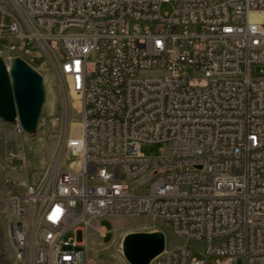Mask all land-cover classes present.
Listing matches in <instances>:
<instances>
[{
  "label": "built area",
  "instance_id": "obj_1",
  "mask_svg": "<svg viewBox=\"0 0 264 264\" xmlns=\"http://www.w3.org/2000/svg\"><path fill=\"white\" fill-rule=\"evenodd\" d=\"M0 50L54 69L81 98L80 131L42 177L7 178L14 257L95 264L100 220L158 217L182 243L150 264H264V0H16ZM162 5L171 10L161 13ZM78 21V29L67 28ZM33 67V66H32ZM2 120L0 119V122ZM15 132L23 127L18 118ZM165 143L159 162L141 146ZM5 165L22 160L8 151ZM81 232V238H78Z\"/></svg>",
  "mask_w": 264,
  "mask_h": 264
},
{
  "label": "rangeland",
  "instance_id": "obj_2",
  "mask_svg": "<svg viewBox=\"0 0 264 264\" xmlns=\"http://www.w3.org/2000/svg\"><path fill=\"white\" fill-rule=\"evenodd\" d=\"M170 5H162L161 13L169 12ZM264 13H252L253 17ZM18 16L16 0H0V22L8 21L11 17ZM55 58L45 54L33 63V68L43 78L44 101L35 125L29 130L23 129L21 133L15 132L11 124L0 122V264H29L26 260L19 261L14 257L9 234V217L7 194L9 191L20 190L10 188L6 183L7 178L32 181L42 177L56 164L62 154V139L65 135L77 136L80 131L81 98L79 95L66 90L63 79L57 75L54 62L60 56V51L55 50ZM13 58L5 57V64L9 67ZM264 66L252 64L250 74L252 77L261 75ZM21 150L24 154L22 160L13 163L15 169H8L5 165V155L8 151ZM141 152L150 156L153 161L159 162L162 155L168 151L165 143H155L141 146ZM10 171L11 175H9ZM100 226L108 231L104 237L100 232L90 230L94 237H98L104 243L111 241L115 235L114 244L119 253L124 235L130 232L162 231L166 237L167 247L182 243V239H176L170 230L168 222L146 215H118L109 216L100 220ZM113 233V234H112ZM86 235L83 243L85 244ZM189 247L193 255L202 259L206 264H212L219 256L215 254L205 255L202 253V243L190 241ZM113 253V254H112ZM114 250L97 253L95 264H112ZM123 256V255H122ZM237 264H241L238 260Z\"/></svg>",
  "mask_w": 264,
  "mask_h": 264
},
{
  "label": "water",
  "instance_id": "obj_3",
  "mask_svg": "<svg viewBox=\"0 0 264 264\" xmlns=\"http://www.w3.org/2000/svg\"><path fill=\"white\" fill-rule=\"evenodd\" d=\"M9 71L0 56V119L13 124L16 117L25 130L32 128L39 116L44 90L42 75L19 57L13 58ZM81 238V232H78ZM165 247L162 231L130 232L123 236L121 252L128 264H150Z\"/></svg>",
  "mask_w": 264,
  "mask_h": 264
},
{
  "label": "crops",
  "instance_id": "obj_4",
  "mask_svg": "<svg viewBox=\"0 0 264 264\" xmlns=\"http://www.w3.org/2000/svg\"><path fill=\"white\" fill-rule=\"evenodd\" d=\"M8 172H9V175H11L10 171H7V173ZM103 229H104V233L100 235V237H104L106 234H109L110 232H112V231H108V229H106L105 227H103ZM114 241H115V235L112 236V239L110 242L104 243L102 240H99L98 237H94V234H92L90 231H87L85 246H86V250L88 254L93 255L96 261H97V258H96L97 253L106 251L112 247V249L114 250V254H115L113 255L114 256L113 259L114 258L115 259L112 264H128V262L124 259V257L119 253L115 245H113Z\"/></svg>",
  "mask_w": 264,
  "mask_h": 264
},
{
  "label": "bare ground",
  "instance_id": "obj_5",
  "mask_svg": "<svg viewBox=\"0 0 264 264\" xmlns=\"http://www.w3.org/2000/svg\"><path fill=\"white\" fill-rule=\"evenodd\" d=\"M251 15H252V13H251ZM67 28L78 29V21H67ZM0 56L3 58V60H5L6 54L2 50H0ZM14 62H15V60H12V62L10 63V65L8 67L9 71H11L14 68ZM9 234H10L12 246L14 248V255H15V253H17V244H15V236H14L13 231H11L10 228H9Z\"/></svg>",
  "mask_w": 264,
  "mask_h": 264
}]
</instances>
